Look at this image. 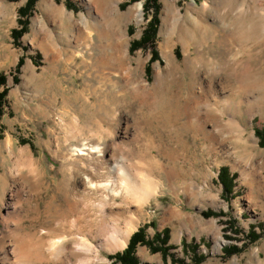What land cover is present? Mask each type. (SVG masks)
Here are the masks:
<instances>
[{"label": "rangeland", "instance_id": "374dc122", "mask_svg": "<svg viewBox=\"0 0 264 264\" xmlns=\"http://www.w3.org/2000/svg\"><path fill=\"white\" fill-rule=\"evenodd\" d=\"M145 1L117 0L112 19L111 5L95 15L88 0H52L87 17L85 27H66L41 0L30 7L4 0L0 215L24 180L8 174L22 153L40 172L38 187L23 182L21 196L30 202L21 204L22 226L49 244L64 238L69 249L74 238H89L98 255L90 251L89 264H122L112 256L126 247L97 246L94 223L104 200L113 210L105 211L102 241L124 227L127 206L138 215L133 232L146 224L133 254L138 264H264V142L255 134L264 128V0H152L142 10ZM154 3V41L142 45ZM102 38L118 53L100 64ZM121 167L154 181L138 212L123 199ZM218 235L223 243L215 251Z\"/></svg>", "mask_w": 264, "mask_h": 264}, {"label": "bare ground", "instance_id": "6f19581e", "mask_svg": "<svg viewBox=\"0 0 264 264\" xmlns=\"http://www.w3.org/2000/svg\"><path fill=\"white\" fill-rule=\"evenodd\" d=\"M88 1L89 3L92 2L91 0ZM92 3L97 5L96 6L97 9H94V6L92 4H89L87 7L89 10L91 9L95 15L99 14V10H101L102 7L106 5H111V15H110L111 18L115 19V17L117 16L116 14L117 4H118L117 0H95ZM171 4L172 2L166 5L164 9L165 13L163 15V22L167 23L169 21V10ZM204 5L205 4H203V6ZM40 6L43 7L44 10L46 9L50 11L51 13L50 16L51 15L53 17L56 16V18H58L62 23H64L66 27H74L75 24L78 23L81 24V26L85 27V24L87 22L86 19L87 17L84 14L79 15V18L77 19L74 17L72 13L66 12L63 7L57 8L56 6H54L52 0H41ZM5 8L6 5L4 4V0H0V16L5 15ZM131 10L132 8H129L126 11L127 12L126 14L131 13ZM136 14L139 19L140 10H137ZM242 19H244V17ZM99 33L101 32L99 31ZM122 35L124 37L123 33ZM101 40L104 43V45H102V43L98 45L99 55L98 57H96V62L100 64L102 60L107 59L108 56L106 55L108 53L111 54L112 59H114L118 53V46L115 43H113L114 41L111 42V40L109 41L107 38L106 39L102 38ZM104 40L108 42H105ZM49 51L50 48L46 46L45 52L48 53ZM123 54L124 55L126 54V50H123ZM122 169L123 167H121L122 177L120 180H121V186L124 189L123 199L126 205H129V207H130V202L136 204L135 211L137 210L138 212L142 209L144 203L149 199V197H151L155 189V185L153 183L154 181L149 176L140 177L137 174L135 175V173L127 172V168L123 170ZM8 174L10 175L12 180L16 181L18 179L20 180L21 178H23L24 180H26V183H31V186L32 184L35 185V187L39 186L40 172L37 171L36 168L32 167L30 163L29 164L27 163V160L24 159L22 153H18L15 156V159L12 163L11 169H9ZM24 180L22 181L24 182ZM23 182H19L18 188L14 189L15 191L14 194L16 196V200H14L15 203L12 202L9 207H4L5 212L3 213V215H0V221L2 223V227L0 228V264H31L36 259L38 260L45 259L47 261L50 260L60 261L65 264H89L91 258L89 257L88 253L90 251H93L94 253V257H93L94 260L98 258L97 252L93 250L92 243L90 242L89 238H85V237L74 238L73 239V243H75L74 249H69L70 247H68L67 242L65 241L64 238L57 237V240H52L49 244L36 238L34 233H30L28 230L27 231L25 230V227L22 226V222L27 216L26 213L27 211L22 212L20 211V208L22 206L21 205L22 203L23 204L29 203L30 199L28 197L24 198L23 196H21ZM110 184H111L110 191L114 195H119L120 193L119 189H113L114 184L112 183ZM108 185L109 184H107V186ZM214 201L220 204V201L216 195L213 196L212 202ZM106 202L107 200L102 201V204L99 206V210H98L99 218L96 219V222L94 223V229H95L94 237L99 238L98 240L100 243L98 242L97 246L105 248L109 252H115L116 250L122 249L125 245H127L126 244L127 240L130 234H132L131 232H133L134 225L138 219V215L132 216L130 212H128L127 210L128 206H127L124 212L125 214L129 213V216L128 215L125 216L126 221L124 227L118 229L116 234L110 235L107 237V239L102 241L101 236H103V234L106 232L105 230L107 229V226H109V223L106 219L105 211L108 210L110 212L113 210L112 206L109 205L106 206L105 204ZM36 218L37 216H35V219ZM52 230L53 229L50 228L46 233V235H50ZM222 243H223V239L220 235H218L214 242L215 245L214 250L219 251ZM71 257L75 258V260L72 261Z\"/></svg>", "mask_w": 264, "mask_h": 264}, {"label": "trees", "instance_id": "16d2710c", "mask_svg": "<svg viewBox=\"0 0 264 264\" xmlns=\"http://www.w3.org/2000/svg\"><path fill=\"white\" fill-rule=\"evenodd\" d=\"M36 1V0H26V5L28 7H30L32 5V3ZM152 1V0H146L144 2V7L142 8V10H144V8H148V2ZM153 16L151 17V19L148 21L144 31H143V35L141 38V44L144 45L145 43L149 42L150 44L153 43L154 41V35H155V31H156V24H157V17H156V11H157V5H155V3L153 4ZM23 11V10H22ZM22 24H24L23 21H21ZM24 27H21L18 34L23 32ZM133 46H138L139 43L138 41H136L135 43H132ZM131 44V47H132ZM1 79L2 76H0V83H1ZM3 93V92H2ZM2 101V94L0 93V102ZM255 134H257L260 139H259V143L260 145H262V143L264 142V128L263 129H257L255 130ZM225 170L223 168H220L219 170V181L223 186V190L229 192V180H226V174L224 175ZM209 212V211H208ZM208 212H206V214H208ZM146 227V224H143L141 226H139L129 237V240L127 242L126 247L121 251V252H117L114 254V256L116 259H118L122 264H138L136 258L133 256L134 251L136 249V246L140 243L145 242V232L144 229ZM166 231L164 230L162 232V235H164V241L167 240V236H166ZM158 237V236H156ZM162 239V237H160V240ZM154 247V246H153ZM152 247V248H153ZM196 262L192 261V264H195Z\"/></svg>", "mask_w": 264, "mask_h": 264}]
</instances>
